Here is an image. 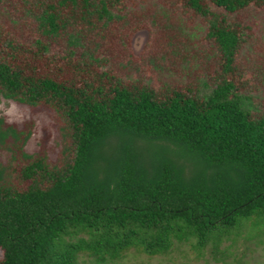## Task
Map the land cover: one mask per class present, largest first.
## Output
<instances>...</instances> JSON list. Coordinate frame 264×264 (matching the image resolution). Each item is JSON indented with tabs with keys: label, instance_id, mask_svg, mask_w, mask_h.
<instances>
[{
	"label": "trees",
	"instance_id": "obj_1",
	"mask_svg": "<svg viewBox=\"0 0 264 264\" xmlns=\"http://www.w3.org/2000/svg\"><path fill=\"white\" fill-rule=\"evenodd\" d=\"M118 1L53 0L27 11L40 34L31 54L48 60L51 42L65 36L66 56H75L83 46L76 26L120 19ZM183 2L206 19L223 60L220 83L202 81L189 94L107 88L86 69L92 57L71 64L78 82L30 75L0 59V103L51 106L74 147L63 170L50 168L23 151L29 135L0 118V147L12 140L25 162L21 178L33 182L10 189L0 166V264H81L80 257L108 264L129 251L156 258L187 245L201 257L250 220L253 235L264 233V120L251 119L252 97L228 77L242 35L219 16L264 0ZM7 47L10 59L29 52Z\"/></svg>",
	"mask_w": 264,
	"mask_h": 264
},
{
	"label": "rangeland",
	"instance_id": "obj_2",
	"mask_svg": "<svg viewBox=\"0 0 264 264\" xmlns=\"http://www.w3.org/2000/svg\"><path fill=\"white\" fill-rule=\"evenodd\" d=\"M51 2L0 0V59L13 61L30 75L78 82L82 77L71 69V64L81 59L90 63L86 57H92L97 61L86 69L107 88L118 84L148 89L156 97H164L173 90L189 94L202 81L212 86L221 81L223 60L216 43L208 38L206 19L190 10L183 0H119L113 11L120 19L106 25L92 20L93 25L76 26L83 46L75 56H66L70 50L63 36L51 42V56L56 57L49 56L48 60L46 56L33 57L30 51L35 50L33 44L40 34L27 11L37 12L38 6ZM219 16L242 35L228 77L238 91L252 97L257 112L251 114V119L264 120V6L252 5L234 14L219 11ZM9 41L29 52H13L14 59H10ZM83 51L87 54L84 58ZM84 75L88 78L86 72ZM13 102L1 101L6 107ZM14 103L19 110V122L7 123V118L2 115L0 118L16 132L29 135L23 151L33 159L44 157L50 168L63 170L74 157L66 119L44 103L37 106ZM24 163L12 140L0 147V166L10 189L25 191L33 183L21 178ZM251 224L252 220L246 222L238 237L231 235L215 252L209 245L201 257L187 245L156 258L129 251L121 260L108 264H264L263 227L253 235ZM79 262L93 264L86 257H80Z\"/></svg>",
	"mask_w": 264,
	"mask_h": 264
},
{
	"label": "clouds",
	"instance_id": "obj_3",
	"mask_svg": "<svg viewBox=\"0 0 264 264\" xmlns=\"http://www.w3.org/2000/svg\"><path fill=\"white\" fill-rule=\"evenodd\" d=\"M0 115L7 118V123H14L19 122L17 120V117L19 115V110L17 108V105L13 102L8 104L6 107L4 103H0Z\"/></svg>",
	"mask_w": 264,
	"mask_h": 264
}]
</instances>
